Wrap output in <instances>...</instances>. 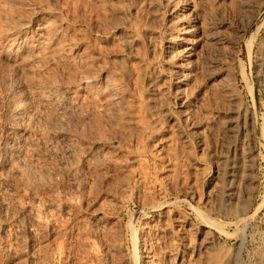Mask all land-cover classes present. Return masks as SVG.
Listing matches in <instances>:
<instances>
[{"label": "rangeland", "instance_id": "374dc122", "mask_svg": "<svg viewBox=\"0 0 264 264\" xmlns=\"http://www.w3.org/2000/svg\"><path fill=\"white\" fill-rule=\"evenodd\" d=\"M0 264H264V0H0Z\"/></svg>", "mask_w": 264, "mask_h": 264}, {"label": "bare ground", "instance_id": "6f19581e", "mask_svg": "<svg viewBox=\"0 0 264 264\" xmlns=\"http://www.w3.org/2000/svg\"><path fill=\"white\" fill-rule=\"evenodd\" d=\"M255 36H256V34L254 33L250 38H248L247 40H246V49H247V51L250 53L251 52V49H252V46H253V42H254V40H255ZM226 193V192H225ZM227 197H228V199L229 200H232L233 201V196L235 195V191H234V188H229L228 190H227ZM237 196V195H236ZM227 197H225V198H227ZM232 203V202H231ZM209 224H211V225H213L212 223H210L209 222Z\"/></svg>", "mask_w": 264, "mask_h": 264}]
</instances>
